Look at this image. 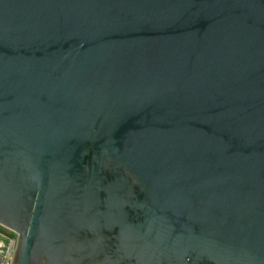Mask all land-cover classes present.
Masks as SVG:
<instances>
[{
  "label": "water",
  "instance_id": "95a60500",
  "mask_svg": "<svg viewBox=\"0 0 264 264\" xmlns=\"http://www.w3.org/2000/svg\"><path fill=\"white\" fill-rule=\"evenodd\" d=\"M0 226L12 264H264V0H0Z\"/></svg>",
  "mask_w": 264,
  "mask_h": 264
},
{
  "label": "built area",
  "instance_id": "2783aa9c",
  "mask_svg": "<svg viewBox=\"0 0 264 264\" xmlns=\"http://www.w3.org/2000/svg\"><path fill=\"white\" fill-rule=\"evenodd\" d=\"M0 229L8 234L6 236L0 233L4 237V240L0 241V264H12L17 244V234L1 226Z\"/></svg>",
  "mask_w": 264,
  "mask_h": 264
},
{
  "label": "rangeland",
  "instance_id": "374dc122",
  "mask_svg": "<svg viewBox=\"0 0 264 264\" xmlns=\"http://www.w3.org/2000/svg\"><path fill=\"white\" fill-rule=\"evenodd\" d=\"M4 237L0 234V241H3Z\"/></svg>",
  "mask_w": 264,
  "mask_h": 264
}]
</instances>
